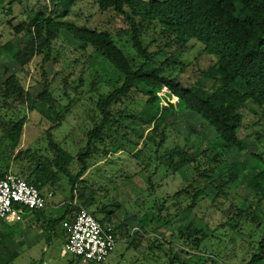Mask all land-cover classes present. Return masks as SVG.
Masks as SVG:
<instances>
[{
	"label": "trees",
	"instance_id": "16d2710c",
	"mask_svg": "<svg viewBox=\"0 0 264 264\" xmlns=\"http://www.w3.org/2000/svg\"><path fill=\"white\" fill-rule=\"evenodd\" d=\"M51 1L62 11L48 13L45 6L31 12L28 22L15 27L17 33L26 30L31 42L25 47L26 51L13 46L8 56L24 66L36 53L47 50L44 66L51 57L52 41L69 36L76 45L73 49L86 58L95 75L89 93L100 92L97 99L92 98L97 119L84 134L83 146L76 155L70 156L67 147L55 140L53 131L66 121L73 102L61 108L53 98L48 81L40 84L44 86L38 93L25 92L17 76L9 74L8 68L3 67L6 78L1 81L0 96L4 103L26 104L41 115L54 118V123L47 130L45 149H23L21 142L27 116L22 115L21 110L13 109L0 138V179L8 172L13 160L17 168L14 173L34 185L44 196L45 189L59 187L63 180L71 187V199L59 207L58 216L46 215L48 203L44 209L32 212L36 226L51 239L58 227L64 228L65 222H71L80 209L85 208L92 210L91 214L101 224H111L117 238L122 237L124 230L115 222L116 213L111 209L114 201L109 202L110 188L102 181L106 178L111 182L114 176L105 173V166L96 170L99 181L90 174L99 162L110 164L111 155L129 152L142 160L144 166L140 173L151 172L148 177L151 189L154 188L152 178L159 168L170 174L180 172L187 182L186 188L170 198L182 207L180 212L171 213L165 199L162 203L152 202L135 218L139 228L134 230L130 241L139 236L148 237L151 246L147 252L149 258L137 259L134 264H149L152 257L155 261L156 257L150 255H156L152 249H157L158 253L167 250L168 258H171L167 264H202L194 262L197 256L192 251L206 253L208 244L222 225H231L233 230L239 231L241 222L252 224L258 235L256 249L248 256L246 264H264V212L257 211L264 205V159L247 151L239 133L244 124L242 110L247 103L252 101L264 108V0H97L101 14L113 13L123 18L133 48L143 59L140 63L124 52L111 30L65 20L78 0ZM17 2L10 0L9 5ZM153 25L161 34L177 42L179 51L187 50L188 45L195 42L202 45L205 53L216 58L208 72L213 82L211 88L199 82L186 87L181 79L185 67L180 57L172 53L160 61L158 55L162 50L150 51L143 37ZM178 65L180 68L175 69ZM76 82L78 86L83 85L81 78ZM78 86L73 88L77 90ZM161 86L167 87L168 96L177 99L179 107L169 102L167 96L158 95ZM136 104L140 107L138 112L130 108ZM180 110L199 116L206 125V129H199L194 123L189 126L192 135L200 140L192 148H186L190 156L186 166L171 153V148L166 147L169 120ZM203 142H207L206 147L202 146ZM138 143H141L140 148ZM230 155L237 158L235 162L246 155L241 161V171L235 172L231 168L235 162L229 163ZM146 157H153L155 161L150 164ZM185 169L189 171L188 176ZM241 175L249 177L246 179L249 196L244 199L248 207L212 228L206 217L199 216V208L205 203L206 207L209 204V208L221 210L218 200L229 199ZM135 176H128L123 183H132L131 178ZM182 217L187 221L184 222ZM176 222L180 223L174 228ZM63 238L65 242V228ZM176 243H180L181 248L175 246ZM133 245L130 244L129 249L138 251L141 247V244ZM17 254L13 252L11 258ZM72 257L68 264L82 262L80 258ZM203 264L221 263L218 257L211 255Z\"/></svg>",
	"mask_w": 264,
	"mask_h": 264
},
{
	"label": "rangeland",
	"instance_id": "374dc122",
	"mask_svg": "<svg viewBox=\"0 0 264 264\" xmlns=\"http://www.w3.org/2000/svg\"><path fill=\"white\" fill-rule=\"evenodd\" d=\"M9 1H0V84L6 78L3 72V67H6L9 70V74L17 76L25 92L38 93L44 86L40 84L48 81L53 98L57 100L61 108L73 102L74 105L71 108V112L67 115L66 121L60 128L53 131V137L67 147L70 156L76 155L77 151L83 146L84 134L93 127V120L97 119L92 98L97 99L100 90L89 93L90 84L95 76L93 70L89 67L86 58L81 56L79 51L73 49L76 45L71 42L69 36H61V38H56L52 41L51 57L44 66L43 60L48 53L47 50L42 54L36 53L24 66L12 61L11 57L8 56L11 48L16 46L26 51L25 47L32 40L26 30L17 33L15 27L28 22V15L31 12L44 9L45 6L48 8V13L55 11L58 14L62 9L56 8L51 0H18L13 5H9ZM63 1L68 3L70 0ZM65 20L73 21L81 26L111 30L117 35L116 39L124 52L128 56H132L137 63L143 62V59L133 48L130 35L127 33L128 26L124 23L123 18L117 17L113 13L101 14L97 0H78ZM143 38L150 51L162 50L158 55L160 61H164L172 53L180 57V61L184 63L185 67L181 73V79L186 87H191L199 82L207 88H211L213 82L208 77V72L214 66L216 58L205 53L202 45L192 42L188 45L187 50L179 51L180 45L169 39L165 34H161L160 30L154 25L146 30ZM179 68L180 66L178 65L175 69ZM46 73L48 74L45 75ZM80 78L83 80L82 86H78L76 82ZM75 86H78L77 90L73 88ZM162 94H164L163 86L158 91L159 96L163 97ZM166 96L169 102L177 105V107L180 106L178 100H172V97L168 96V94ZM130 108L135 112L140 109L137 104L130 106ZM13 109L16 111L21 110V114L27 116L21 142L22 148L45 149L47 147L46 133L53 125L54 118L49 115L43 116L38 110H31L26 104L25 106L12 102L5 104L1 96L0 138L4 134L5 127L10 122ZM242 113L244 115V124L239 133L248 147L247 151L250 153L254 152L264 159V108L250 101L243 108ZM169 122V138L166 147L171 148V153L183 166H186L190 160L186 148H192L200 140L192 135L189 126L194 123L199 129H204L206 125L199 116L194 117L185 110H180L176 115H172ZM132 138L137 143L136 138L134 136ZM202 146L206 147L207 142H203ZM140 147L141 143H138V148ZM153 157H155L154 153ZM153 157L152 159L146 157V160L151 164V162L155 161ZM245 158L246 155L240 161L235 162L237 158L231 157L229 163L235 162L231 165V168L235 172L241 171V161ZM143 159H145V156ZM109 162L111 163L104 164L105 161L99 162L92 171L94 173L90 175L93 174L98 180L100 175L96 170L105 166V173L108 176H114V180H111V182L106 178L102 181L104 185L110 188L109 202L111 200L114 201V207L111 209L116 213L115 222L123 228L124 233L122 237H118L119 241L112 255L102 264H134L137 259L142 260L148 255V248L151 246V241L148 240V237L141 238L139 236L135 241H130L134 230L139 228L134 222L135 218L141 211H146V208L152 202L162 203L165 199L168 200L167 205L171 213L180 212L182 207L179 206L176 200L170 198L175 193L186 188L187 182L184 175L180 174V172L170 174L159 168L152 178L154 188L151 189V185L148 182L151 172L140 173L144 165L142 160L134 158L132 153L120 152L117 155H111ZM16 169V164L12 160L8 171L16 172ZM151 170L153 171L154 167ZM185 172L188 176L189 171L185 169ZM134 175L136 176L131 178L133 180L132 183H123L128 176L132 177ZM248 178V176L241 175V180L229 199L220 198L218 200L222 207L221 210L216 211L211 207L209 208V204L206 207L205 203H203L198 210L199 216L206 217L212 228H216L220 223H224L225 220L234 217L247 208L248 202L244 201V199L249 196V188L246 185V179ZM60 185L51 190H44V194L47 197L49 192L54 193L52 197L47 198L48 208L46 209V215L58 216L60 213L59 207L71 199V187L66 180H63ZM104 201L108 202V199ZM120 205H123V208H119ZM88 211L92 213V210ZM257 211L264 212V205ZM182 218L184 222L187 221L186 217ZM35 220V216L31 213L25 216L21 222L13 225L0 222V264H68L73 259L71 255L65 254L63 250L64 228L58 227L54 237L50 239L46 232L36 226ZM199 221L198 219L197 222L199 223ZM180 222H176L173 227L176 228ZM253 227L250 223L241 222L239 224L240 230L236 231L235 229L233 230L231 225H222V228L216 232L215 237L208 244L206 253L200 252V254H197L199 252L192 251V254L197 256L194 262L203 264L209 256L214 255L218 257L221 264H246L248 256L255 251L258 241V235L254 233ZM168 239L172 240V237L168 236ZM130 244H134L133 246L141 244V247L138 251H135L133 248L129 249ZM175 246L181 248L180 243H176ZM152 250L156 251V255L152 253L150 255L155 256L156 260L153 261V257L150 258L151 263L149 264H167V260L171 259L168 258L167 250L164 251L162 249L161 253H158L157 249ZM13 252L18 254L16 257L11 258ZM78 264L86 263L81 262Z\"/></svg>",
	"mask_w": 264,
	"mask_h": 264
},
{
	"label": "built area",
	"instance_id": "2783aa9c",
	"mask_svg": "<svg viewBox=\"0 0 264 264\" xmlns=\"http://www.w3.org/2000/svg\"><path fill=\"white\" fill-rule=\"evenodd\" d=\"M167 92V87L163 86V97ZM52 196V193L48 195ZM48 197L19 175L8 171L0 179V222L7 225L21 222L32 212L44 209ZM64 228V253L78 257L86 264L105 263L118 244L113 226L101 224L85 208H81L71 222H65Z\"/></svg>",
	"mask_w": 264,
	"mask_h": 264
}]
</instances>
